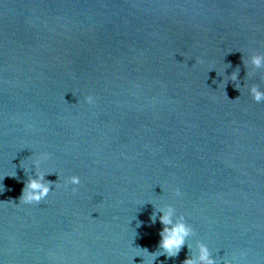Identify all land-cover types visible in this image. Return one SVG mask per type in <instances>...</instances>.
<instances>
[{
	"label": "water",
	"instance_id": "1",
	"mask_svg": "<svg viewBox=\"0 0 264 264\" xmlns=\"http://www.w3.org/2000/svg\"><path fill=\"white\" fill-rule=\"evenodd\" d=\"M253 54L264 0H0V264H142L167 205L193 232L153 264L200 242L218 264H264ZM42 154L56 184L18 204Z\"/></svg>",
	"mask_w": 264,
	"mask_h": 264
},
{
	"label": "clouds",
	"instance_id": "2",
	"mask_svg": "<svg viewBox=\"0 0 264 264\" xmlns=\"http://www.w3.org/2000/svg\"><path fill=\"white\" fill-rule=\"evenodd\" d=\"M246 63L249 64L252 69L264 68V54H253ZM238 74V71L233 72L230 79L233 81L237 80ZM249 92L256 103L264 102V90H261L258 85L253 84L250 87ZM85 100L89 104H95L96 102L95 98L91 95L85 97ZM44 159H47V154H42L39 158L32 161V166L36 168L37 171L35 172V175L31 176L25 183L18 204H39L41 201L45 200L50 191H52V185L53 183L56 184V182L45 179V177L51 174V172L39 170L41 161ZM15 175L16 173L13 171L11 175L8 176L14 177ZM80 182L81 180L78 175H72L66 180V183L71 185H79ZM180 195L181 193L177 189L176 196L179 197ZM158 213L159 215H157ZM150 219L152 223H155L157 219H159V222L163 226L159 233L160 240L157 250L149 253L147 249H141L138 247L143 252V255L137 254L133 257H142V264H153V262L162 255L166 258L176 257L185 246L187 238L192 234V226L186 221L183 215H177L176 209L171 205H167L160 208L158 211H154ZM139 226L138 222L137 227ZM184 264H218V262L214 258L208 245L200 242L198 243L196 254L186 258ZM225 264H232V262L230 260H225Z\"/></svg>",
	"mask_w": 264,
	"mask_h": 264
}]
</instances>
